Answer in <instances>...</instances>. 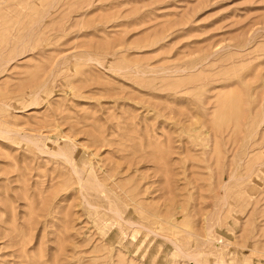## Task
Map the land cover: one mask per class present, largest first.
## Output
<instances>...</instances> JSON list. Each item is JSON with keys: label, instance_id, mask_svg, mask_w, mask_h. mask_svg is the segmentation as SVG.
I'll use <instances>...</instances> for the list:
<instances>
[{"label": "rangeland", "instance_id": "obj_1", "mask_svg": "<svg viewBox=\"0 0 264 264\" xmlns=\"http://www.w3.org/2000/svg\"><path fill=\"white\" fill-rule=\"evenodd\" d=\"M0 264H264V0H0Z\"/></svg>", "mask_w": 264, "mask_h": 264}, {"label": "bare ground", "instance_id": "obj_2", "mask_svg": "<svg viewBox=\"0 0 264 264\" xmlns=\"http://www.w3.org/2000/svg\"><path fill=\"white\" fill-rule=\"evenodd\" d=\"M9 97H10V96H9ZM2 98H3V97H2ZM84 119H85V118H84ZM102 140H103V139H102ZM149 146H150V145H149ZM153 146H154V145H153ZM87 148H88V147H87ZM65 180H66V179H65ZM23 193H24V192H23ZM1 197H2V196H1ZM34 209H35V208H34ZM34 209H33V210H34ZM11 231H12V230H11Z\"/></svg>", "mask_w": 264, "mask_h": 264}]
</instances>
